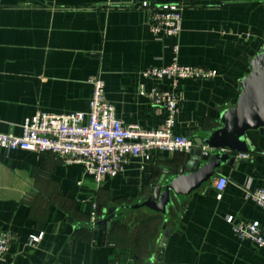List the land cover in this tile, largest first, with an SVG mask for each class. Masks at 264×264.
Wrapping results in <instances>:
<instances>
[{
	"label": "crops",
	"instance_id": "0c3cea01",
	"mask_svg": "<svg viewBox=\"0 0 264 264\" xmlns=\"http://www.w3.org/2000/svg\"><path fill=\"white\" fill-rule=\"evenodd\" d=\"M143 2H182L180 35L155 37ZM263 47L264 0H0V133L20 136L38 112H88L94 76L105 82L118 119L157 130L167 112L141 91L166 90L171 81L142 73L177 57L179 65L217 72L179 82L184 99L174 133L205 138L236 107ZM245 139L246 158L231 154L233 165L222 164L189 194L172 195L165 214L143 205L188 154L131 158L121 174L97 184L82 165L56 155L2 151L0 231L11 232L13 242L0 264H264V250L239 240L227 222L256 221L264 231V209L246 195L264 188V131L250 130ZM221 178L228 181L223 192ZM103 220L110 228L97 234ZM40 235L31 246L30 237Z\"/></svg>",
	"mask_w": 264,
	"mask_h": 264
},
{
	"label": "built area",
	"instance_id": "2783aa9c",
	"mask_svg": "<svg viewBox=\"0 0 264 264\" xmlns=\"http://www.w3.org/2000/svg\"><path fill=\"white\" fill-rule=\"evenodd\" d=\"M141 8L148 13L150 31L155 37H178L182 32V2H143ZM174 52L177 54L178 47L174 48ZM142 76L157 82L171 81L169 89L154 87L150 91H141V95L154 108L165 109L167 112L161 128L146 130L118 119L115 106L106 97L105 82L94 76L89 79L93 91L88 112H38L24 121L20 136L0 133V154L4 150L53 154L66 165H82L85 173L91 175L97 184L102 183L105 177L114 178L121 174L131 158H142L149 162L158 150L189 154L195 142L174 133L184 99L179 90V82L210 80L217 76V72L203 67L179 65L175 57L169 66L150 68ZM238 157L244 159L246 155L239 154ZM227 182L225 178L219 179L217 189L223 192ZM246 195L264 209V188L248 189ZM93 216L95 218V213ZM227 222L239 240L248 241L264 250V231L259 222H239L232 216L227 218ZM42 237L31 236L29 244L37 245ZM12 242L11 232L0 231V261L4 260Z\"/></svg>",
	"mask_w": 264,
	"mask_h": 264
},
{
	"label": "water",
	"instance_id": "95a60500",
	"mask_svg": "<svg viewBox=\"0 0 264 264\" xmlns=\"http://www.w3.org/2000/svg\"><path fill=\"white\" fill-rule=\"evenodd\" d=\"M220 125L207 137L194 140L195 147L188 154L186 164L177 174L165 172L152 187L151 199L143 206L167 213L172 195L197 190L204 182L221 173L222 164L233 165L236 162L237 158L231 157V154L248 153L246 133L250 130L264 131V47L252 60L250 74L242 81V95L236 107L221 114ZM109 213L112 214L113 209ZM98 226L103 229L97 234L109 230V220L100 221ZM169 235L170 231L166 237Z\"/></svg>",
	"mask_w": 264,
	"mask_h": 264
}]
</instances>
